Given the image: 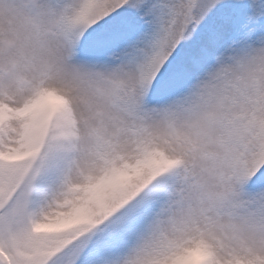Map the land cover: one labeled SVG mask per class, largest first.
<instances>
[{
  "label": "snow or ice",
  "instance_id": "6c2138e0",
  "mask_svg": "<svg viewBox=\"0 0 264 264\" xmlns=\"http://www.w3.org/2000/svg\"><path fill=\"white\" fill-rule=\"evenodd\" d=\"M0 264H264V0H0Z\"/></svg>",
  "mask_w": 264,
  "mask_h": 264
}]
</instances>
